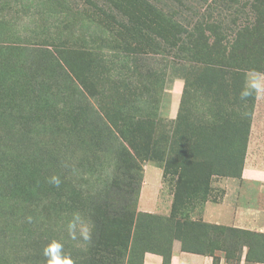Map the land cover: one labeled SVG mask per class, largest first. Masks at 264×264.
<instances>
[{"label": "rangeland", "instance_id": "obj_1", "mask_svg": "<svg viewBox=\"0 0 264 264\" xmlns=\"http://www.w3.org/2000/svg\"><path fill=\"white\" fill-rule=\"evenodd\" d=\"M140 1L0 0V264H45L53 239L75 264H140L183 229L229 264L244 244L264 261V233L198 221L264 131V91L238 96L247 71L264 78V0ZM110 30L140 48H107ZM77 211L87 246L64 227Z\"/></svg>", "mask_w": 264, "mask_h": 264}, {"label": "crops", "instance_id": "obj_2", "mask_svg": "<svg viewBox=\"0 0 264 264\" xmlns=\"http://www.w3.org/2000/svg\"><path fill=\"white\" fill-rule=\"evenodd\" d=\"M249 143L239 178L219 182L224 185L223 196L216 201L204 202L198 219L200 223L264 233V131L251 132ZM143 210L152 212L148 208ZM196 234L193 229H184L172 237L167 260L161 252L146 250L140 264H229L221 247L205 246L206 240L198 239ZM217 244L219 246L220 242ZM208 247L215 253L206 252ZM248 250L249 246L244 244L237 264H264L260 258L248 254Z\"/></svg>", "mask_w": 264, "mask_h": 264}, {"label": "clouds", "instance_id": "obj_3", "mask_svg": "<svg viewBox=\"0 0 264 264\" xmlns=\"http://www.w3.org/2000/svg\"><path fill=\"white\" fill-rule=\"evenodd\" d=\"M264 91V78L255 70H249L244 75V82L238 93L239 99L246 101L253 94ZM49 182L59 187L61 181L58 176H52ZM67 236L71 241L81 243L85 246L92 242L93 225L88 217L79 211L73 212L71 218L65 224ZM45 264H75L71 255L64 250V244L58 240L49 241L42 249Z\"/></svg>", "mask_w": 264, "mask_h": 264}, {"label": "trees", "instance_id": "obj_4", "mask_svg": "<svg viewBox=\"0 0 264 264\" xmlns=\"http://www.w3.org/2000/svg\"><path fill=\"white\" fill-rule=\"evenodd\" d=\"M141 1L143 3H145L146 5H148V3H149V2H146L144 0H141ZM99 14H100V16L102 15V16H105V17L109 18L116 26H122V24H123L122 21L116 20L115 17L112 14L107 15V14H105L103 12H100ZM140 19H141V17H139V18L136 17V22L137 23L136 22H130V23H135L136 24V28L139 29L137 33L140 36V41H143V40H146L147 37H143V35H142L143 29H145V27H144L145 26V23H144L143 20L140 21ZM118 34H119L118 30L117 31H115V30H110L109 31L108 37H105L104 40H103V42H107V45H106L107 48L117 49L116 48V45L117 44L118 45L120 44L118 41H124V43H122V46H125L127 48V51L138 50L140 48L139 45L138 46L137 45H131V41H130L131 38H129L128 40H125V39H122V38H117ZM110 37H113V38L109 39ZM101 38L102 37H99V40H101ZM99 47L100 46L98 44L95 48H99ZM85 53H87V52H85ZM100 58H102V57H100ZM115 129H116L117 133L120 135V137H122L123 139H125L128 142V144L130 145V147L134 150V147L132 146V144L127 140V136L129 134H126L124 132V129H122L121 122H119L118 124H116ZM102 198H103V200L102 199L101 200L103 202L105 201V199L111 201V197H110V194L108 192L105 193ZM173 203H174V200H173ZM173 203H172V212L170 214V219L175 218L174 219L175 220V226H178L179 224H182L186 220V217L183 218V217H180V216L176 215V209L173 207ZM125 207H126L125 209L122 207V209L124 210L123 217H125V222L127 223V224L125 223L126 227H129V229H130V225H131V222L130 221H132V219L134 217L133 216L134 213H133V211L130 212V208H129V205L128 204ZM182 231H178V232L180 233ZM174 236H175V234H174ZM193 250H196V249H193ZM152 251L161 252L164 255V257L166 258V260H167V258L169 256V246H168V251H164V250H161V249H159V250L158 249L157 250L154 249ZM248 254H249V250H248ZM99 257H102V256L101 255H98V258Z\"/></svg>", "mask_w": 264, "mask_h": 264}]
</instances>
